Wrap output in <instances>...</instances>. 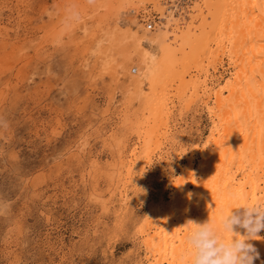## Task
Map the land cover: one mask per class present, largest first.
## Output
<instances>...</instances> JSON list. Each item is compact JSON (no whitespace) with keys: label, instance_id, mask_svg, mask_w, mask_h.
<instances>
[{"label":"rangeland","instance_id":"1","mask_svg":"<svg viewBox=\"0 0 264 264\" xmlns=\"http://www.w3.org/2000/svg\"><path fill=\"white\" fill-rule=\"evenodd\" d=\"M102 1L0 0V264H149L151 206L171 200L181 150L213 130L207 107L233 71L226 56L206 72L208 105L169 93L159 155L142 182L137 170L122 180L145 106L125 89L138 59L120 68L133 49L110 48L116 21L97 11Z\"/></svg>","mask_w":264,"mask_h":264},{"label":"bare ground","instance_id":"2","mask_svg":"<svg viewBox=\"0 0 264 264\" xmlns=\"http://www.w3.org/2000/svg\"><path fill=\"white\" fill-rule=\"evenodd\" d=\"M98 6L116 21L106 37L110 48L117 41L131 42L133 51L120 68L128 74V65L138 59V74L125 89L131 101L145 106L142 120L135 122L142 145L126 163V183L132 170L140 172L142 182L161 151L172 113L169 93L176 91L183 103L206 105L213 91L206 72L217 71L221 57L230 59L233 71L214 93L215 105L207 107L213 130L202 148L181 150L188 164L174 167L181 176L172 181L171 200L151 206L143 230L149 264H190L186 240L192 226L186 221L218 224L222 214L237 207L264 205V0H103ZM131 20L137 29L128 25ZM103 56L106 71L112 62L110 54ZM195 159H200L197 168ZM251 243L259 252L254 264H264V239Z\"/></svg>","mask_w":264,"mask_h":264},{"label":"clouds","instance_id":"3","mask_svg":"<svg viewBox=\"0 0 264 264\" xmlns=\"http://www.w3.org/2000/svg\"><path fill=\"white\" fill-rule=\"evenodd\" d=\"M185 225L192 226L186 240L190 264H254L259 252L251 241L264 239V205L237 207L218 224L189 219Z\"/></svg>","mask_w":264,"mask_h":264}]
</instances>
